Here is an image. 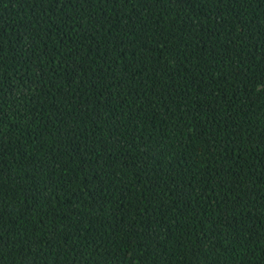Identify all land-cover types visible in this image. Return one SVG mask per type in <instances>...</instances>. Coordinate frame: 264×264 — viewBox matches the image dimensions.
Instances as JSON below:
<instances>
[{"label": "trees", "instance_id": "16d2710c", "mask_svg": "<svg viewBox=\"0 0 264 264\" xmlns=\"http://www.w3.org/2000/svg\"><path fill=\"white\" fill-rule=\"evenodd\" d=\"M0 264H264V0H0Z\"/></svg>", "mask_w": 264, "mask_h": 264}]
</instances>
